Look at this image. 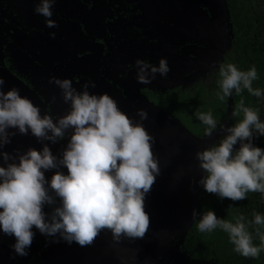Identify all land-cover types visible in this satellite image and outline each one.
Segmentation results:
<instances>
[{"label": "clouds", "instance_id": "obj_1", "mask_svg": "<svg viewBox=\"0 0 264 264\" xmlns=\"http://www.w3.org/2000/svg\"><path fill=\"white\" fill-rule=\"evenodd\" d=\"M55 3L56 0H39L34 9L45 18L48 27L57 26L50 19ZM51 35L54 37L55 33ZM136 66L137 82L141 84L151 83L157 73L166 77L170 71L163 58L158 66L139 59ZM219 76L221 100L232 96L233 90L237 94L247 90L258 98L264 95L253 88L258 79L255 67L245 71L234 64L220 65ZM49 82L61 89L65 103L70 102V111L55 120L52 114L41 116L40 108L22 97L18 89L4 92L5 81L0 78V149L16 135L9 129H17L23 135L30 130L38 141L52 143L63 140L66 132L72 130L62 158L53 155L47 144L41 151L29 148L17 156L0 151L5 162L12 161L6 167L0 166V229L16 238L12 247L21 256L28 254L33 226L41 234H59L68 243L75 241L80 246L91 245L105 229L111 231L116 243L122 238H144L150 227L145 196L160 174L158 159L152 151L155 138L142 122H134L125 114L110 95L91 94L90 81L81 86L82 91L67 78L53 76ZM241 112L243 119L227 127V134L217 144L196 153L199 167L205 173L198 183L206 192L232 201L246 199L249 192L264 194V149L252 143L254 136H264V121L258 110L244 106L243 101L232 115L236 117ZM137 115L140 121L148 118L143 109ZM196 115L207 125L205 135L210 136L218 127L212 113ZM238 142L236 150L234 145ZM61 167L67 168V175L59 171ZM50 169L57 171L48 181L45 171ZM57 197L60 205L46 214L45 204L54 205ZM197 215L200 214L194 209V220ZM250 223L264 227V215L253 213ZM217 228L229 235L234 251L245 258H258L264 251V233L256 228L260 244L255 245L244 216L235 223L218 218L212 210L201 216L200 232Z\"/></svg>", "mask_w": 264, "mask_h": 264}, {"label": "flooded vegetation", "instance_id": "obj_2", "mask_svg": "<svg viewBox=\"0 0 264 264\" xmlns=\"http://www.w3.org/2000/svg\"><path fill=\"white\" fill-rule=\"evenodd\" d=\"M38 3L0 0V78L5 81L4 92L18 89L22 97L40 108L41 116L52 114L55 120L70 111V102L63 101L61 89L49 82L53 76L72 80L78 91L90 81L91 94L107 93L117 103L137 98L140 93L172 113L168 109L175 103L169 97L172 91L217 69L213 66L196 80L163 87L196 73L202 52L213 45L220 32L214 21L213 0H56L50 17L56 27H48L45 18L35 13ZM161 58L168 63L167 76L162 78L157 73L151 83H138L136 61L147 60L158 66ZM9 131L16 135L0 151L12 156L29 148L41 151L47 144L53 155L62 158L72 134L69 129L63 140L52 143L38 141L30 130L27 135L17 129ZM10 162L0 157V166ZM56 171L46 170V180L50 181ZM59 171L68 174L66 167ZM60 203L57 197L56 203L45 204L43 211L51 214ZM32 232L28 254L21 256L12 247L16 238L0 229V264H80L87 255L102 261V240L108 235L102 230L91 245L80 246L59 234H41L35 226Z\"/></svg>", "mask_w": 264, "mask_h": 264}, {"label": "water", "instance_id": "obj_3", "mask_svg": "<svg viewBox=\"0 0 264 264\" xmlns=\"http://www.w3.org/2000/svg\"><path fill=\"white\" fill-rule=\"evenodd\" d=\"M213 7L214 21L218 22L220 32L214 42H210L213 45L202 52L199 69L190 77L170 81L168 85H163L164 88L205 76L211 67L219 65L224 54L230 50L233 32L227 2L213 0ZM232 102L230 98L229 107ZM117 104L134 122H142L155 138L152 151L158 159L160 174L145 196V211L150 217V227L144 238H122L119 243L114 242L111 231L105 229L108 235L102 240V261L87 255L84 263L80 264H193L190 257L181 251V244L194 222L193 210L198 213L200 209L204 190L198 182L205 173L199 167L196 153L211 147L227 134L225 129L233 126L229 123L231 113L227 114L223 128L220 126L210 136H201L192 132L177 116L140 93H137V98ZM140 109L148 113L146 120L140 121L137 115ZM252 143L260 148L255 137ZM235 146L239 148V142Z\"/></svg>", "mask_w": 264, "mask_h": 264}, {"label": "trees", "instance_id": "obj_4", "mask_svg": "<svg viewBox=\"0 0 264 264\" xmlns=\"http://www.w3.org/2000/svg\"><path fill=\"white\" fill-rule=\"evenodd\" d=\"M232 21V46L222 57L217 69L207 77L195 83L171 92L169 97L175 101L168 109L178 116L181 121L195 134L204 135L207 125L203 124L196 113L211 112L219 128L223 125L230 112V125L243 119V112L233 117L235 107L243 101L244 106L258 110L261 121H264V95L255 97L247 90L240 94L235 93L224 100L219 87L220 65L234 64L240 70H249L255 67L258 79L253 82V88L264 93V0H226ZM219 94V95H218ZM232 99L229 107L228 101ZM225 135H222L214 144H217ZM261 149H264V136H254ZM234 149L238 148L234 145ZM212 210L218 218L226 219L232 223L240 216L245 217L249 224V231L253 235L255 245L260 244L256 228L264 233V227L251 224L253 213L264 215V194L259 192L247 193V198L240 201L221 199L216 194L203 190L200 209L196 219L181 244V251L190 257L193 264H264V251L258 258H245L234 251L229 235L217 228L212 232H200L198 223L201 216ZM197 261L199 263H197Z\"/></svg>", "mask_w": 264, "mask_h": 264}]
</instances>
